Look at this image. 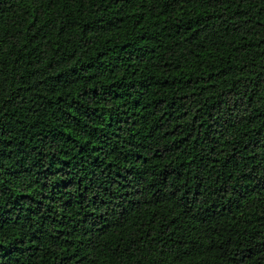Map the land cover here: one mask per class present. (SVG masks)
<instances>
[{
    "label": "trees",
    "instance_id": "trees-1",
    "mask_svg": "<svg viewBox=\"0 0 264 264\" xmlns=\"http://www.w3.org/2000/svg\"><path fill=\"white\" fill-rule=\"evenodd\" d=\"M0 264H264V0H0Z\"/></svg>",
    "mask_w": 264,
    "mask_h": 264
}]
</instances>
